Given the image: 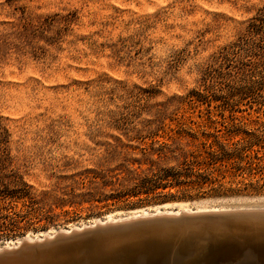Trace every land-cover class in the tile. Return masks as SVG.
I'll return each instance as SVG.
<instances>
[{"label":"rangeland","instance_id":"1","mask_svg":"<svg viewBox=\"0 0 264 264\" xmlns=\"http://www.w3.org/2000/svg\"><path fill=\"white\" fill-rule=\"evenodd\" d=\"M160 144L174 157L143 154ZM184 153L206 161L172 198L89 172ZM0 161L40 202L0 249L142 208H264V0H0Z\"/></svg>","mask_w":264,"mask_h":264},{"label":"water","instance_id":"2","mask_svg":"<svg viewBox=\"0 0 264 264\" xmlns=\"http://www.w3.org/2000/svg\"><path fill=\"white\" fill-rule=\"evenodd\" d=\"M255 213H260V216L264 217V210H242L241 212L236 210L234 212L221 211L196 215H191L184 212L181 213V215L160 214L132 218L119 222H107L104 224L95 223V225L92 227L79 231L73 230L69 234L57 232L51 239L45 238L42 241H36L34 243L23 241L16 249H3L0 251V264H4L15 259L30 258L33 256L37 257V255L41 256L43 254H49L56 248L64 246L66 247L81 240L93 243V245L95 243L101 245L109 244L111 241H116L118 243L121 242L120 244L122 245H129L127 246V249H125V247L122 249H117V251L121 254H116L114 256L116 259L125 258L127 260H131L136 257L139 259L140 255L144 254L147 261H158L162 259L163 256H153L150 247H148L150 243L144 246L147 247V250L142 249L145 251H141V244H132H135L136 242L145 243L146 241L150 242L154 240L142 235H146V233L149 231H163V229L159 226H172L180 230H186V228L189 226L197 228L199 233L203 235L205 233V235L201 237L203 240L205 239V241L202 240L198 243L202 244L199 247L200 249L202 248L206 250L208 247V253L212 254V252H214L212 249L213 244H218L220 247H227L231 246L232 244L233 246L243 247V250H250L251 252H249V256L255 258L251 260L250 264H258L259 259H257L258 257L256 253L257 251L261 250L259 248H262V245H264V223L252 215ZM211 235L215 236V238L213 239ZM237 237H244L247 239L260 238L262 240L258 243H262V245H257V249L253 251L249 249V246L246 245L244 241H237ZM209 239H211V241ZM116 242H114V244H117ZM205 245L207 246L205 247ZM199 252L202 251L199 250ZM125 253L132 255V257L128 258ZM207 257L208 256L202 258L201 263L205 262L208 259ZM261 259H264V257ZM221 264H225V262L222 261ZM261 264H264V260H261Z\"/></svg>","mask_w":264,"mask_h":264},{"label":"bare ground","instance_id":"3","mask_svg":"<svg viewBox=\"0 0 264 264\" xmlns=\"http://www.w3.org/2000/svg\"><path fill=\"white\" fill-rule=\"evenodd\" d=\"M178 203V204H182ZM169 204V203H168ZM167 204V205H168ZM166 205V204H164ZM163 205V206H164ZM162 206V205H161ZM189 208V207H188ZM183 206L182 209L178 210H170V209H165V210H156V211H146L144 208L142 209H136L132 210L133 213H131L128 216L125 217H115L112 218L109 215L107 218H104V220L95 219L92 224H88L89 226L94 225L95 223L99 224H104L107 222H119V221H124L132 218H138V217H147V216H154V215H160V214H167V215H181V213H189L191 215H196V214H203V213H209V212H221V211H239L241 212L242 210H264V208L256 209V208H247V209H242L238 208L236 210H230V209H217V208H206V209H188ZM158 209V208H157ZM254 215L258 220H261L264 223V217L260 216V213H255L252 214ZM256 220V219H253ZM81 226V225H80ZM76 226L72 227L71 230L69 229H61L59 232H63L66 234H69L71 231L76 230H82L84 227L88 226ZM163 229V231H149L146 233L145 236L149 239H154L150 242L144 241L145 243H139L136 242L135 244L132 245H138L141 244V251L147 250V247H144L145 245L149 244L148 247H150V250L152 252L153 256L159 257L163 256L162 259L158 261H147L146 256L144 254H141L139 259L138 257L127 260L125 258L121 259H116L114 256L116 254H121L120 252L117 251V249H122L125 247L127 249V246L129 245H122L120 244L121 242H116L117 244H114V242H109V244H98L90 242H86L84 240H81L76 243H72L68 246L64 247H59L56 248L53 252L49 254H43V255H37L30 257V258H22V259H15L10 262L4 263V264H221L222 261L225 262V264H250L252 259H255L253 257L249 256L250 250H243V247H237L233 246H227V247H220L218 244H213L212 249L214 252L212 254L208 253V247L206 250L200 249L199 247L202 244H198L201 242L203 237L205 235L199 233L197 231V228L194 227H187L186 230H180L178 228H174L172 226H159ZM85 229V228H84ZM54 235H51L49 233H44L41 237L36 236L35 239L30 237L29 235H26L22 240L17 242L16 245L14 246H5L0 249L3 250H12L16 249L20 246V244L23 241H26L28 243H34L38 241H42L45 238L51 239L53 238ZM211 237L214 239L215 236L211 235ZM133 238H138V237H133ZM221 238V237H220ZM207 240V239H206ZM211 241V239H209ZM237 241H244L246 245L249 246V249L255 251L257 249V245H262L259 244L258 242H261L262 239H247L244 237H237ZM205 241V239L203 240ZM256 244V245H255ZM18 246V247H17ZM207 245H205L206 247ZM262 248H259L261 250L257 251V259H259V263L261 264V259L264 257V245H262ZM145 249V250H142ZM201 250L202 252H199ZM216 250V251H215ZM199 252V253H198ZM115 253V254H114ZM52 254V255H51ZM130 254V253H129ZM51 255V256H50ZM128 258H131L132 255H128L125 253ZM150 256V255H149ZM208 256L207 260L203 263H201V259L205 258ZM217 258V260H216ZM140 261V262H139ZM80 262V263H78Z\"/></svg>","mask_w":264,"mask_h":264},{"label":"trees","instance_id":"4","mask_svg":"<svg viewBox=\"0 0 264 264\" xmlns=\"http://www.w3.org/2000/svg\"><path fill=\"white\" fill-rule=\"evenodd\" d=\"M153 151H142L143 154H152L156 153L158 159H166L168 156L174 157V152L176 148H171L166 144L159 145V147ZM199 154H183V159L179 161L176 165L171 166H162L158 164L157 161H149V167L145 169L137 168H127L124 171V175L117 177L116 175H109L112 170H106L104 173L96 172L90 170L89 172L94 173L93 177H100L103 185H108L117 183L122 186L123 189L116 190V196H138L139 194H145V197L148 195L152 196H169L173 197L172 193H164V190L169 186H179L183 182H187L186 179L192 181L193 178H198L199 173L193 168L194 165L205 164L206 159H198ZM155 162V163H154ZM140 164V162H138ZM192 178V180L190 179ZM96 188H91V192L84 193L91 197L99 195L95 193ZM30 186L23 180V177L14 169H8L7 165L0 161V238L9 237L16 230L22 228L19 224V220L16 218H21L23 220L30 214V211L34 209V206L38 205L40 202L33 196L29 194ZM184 191L185 189H180ZM63 196V194H61ZM66 195V193H65ZM71 197L74 196L71 194ZM46 197V194H43ZM79 196V195H78ZM70 197V198H71ZM23 199L26 201L24 205L26 206L24 210L13 211L9 213L11 206L5 204L9 200ZM45 199V198H44ZM7 200V201H6ZM58 206L63 207L68 199H63L59 197ZM37 209L39 207H36ZM35 208V209H36ZM66 212V210H63Z\"/></svg>","mask_w":264,"mask_h":264}]
</instances>
